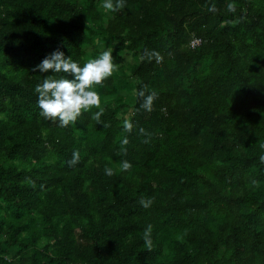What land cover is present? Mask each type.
Wrapping results in <instances>:
<instances>
[{"label": "trees", "instance_id": "16d2710c", "mask_svg": "<svg viewBox=\"0 0 264 264\" xmlns=\"http://www.w3.org/2000/svg\"><path fill=\"white\" fill-rule=\"evenodd\" d=\"M103 3L0 0V264H264V0ZM55 49L115 64L67 127Z\"/></svg>", "mask_w": 264, "mask_h": 264}, {"label": "clouds", "instance_id": "9594fccd", "mask_svg": "<svg viewBox=\"0 0 264 264\" xmlns=\"http://www.w3.org/2000/svg\"><path fill=\"white\" fill-rule=\"evenodd\" d=\"M104 8L115 11L123 6V0H104ZM115 64L110 51H103L98 57L93 58L81 65L71 56H65V53L55 49L48 53L34 70L41 73L59 74L64 73L56 78L55 75H46L41 83L35 87L37 94L36 103L39 108V115L46 120H51L61 127H67L74 123L81 115L82 111H88L92 107L99 108L100 98L94 85L101 84L106 78L113 74ZM147 106V105H146ZM102 114L97 111L94 118L99 120ZM78 154L73 153V159L69 162H77ZM264 160V157H261ZM130 167L128 161L122 163V169L127 170ZM107 175H112V169L106 168ZM141 205L149 207L151 200L141 199ZM144 242L151 246L150 226L144 231Z\"/></svg>", "mask_w": 264, "mask_h": 264}, {"label": "built area", "instance_id": "2783aa9c", "mask_svg": "<svg viewBox=\"0 0 264 264\" xmlns=\"http://www.w3.org/2000/svg\"><path fill=\"white\" fill-rule=\"evenodd\" d=\"M200 44H201V40L200 39H194V40L191 41V46L192 47H196V46H198Z\"/></svg>", "mask_w": 264, "mask_h": 264}]
</instances>
